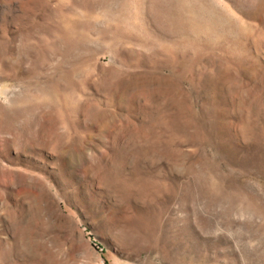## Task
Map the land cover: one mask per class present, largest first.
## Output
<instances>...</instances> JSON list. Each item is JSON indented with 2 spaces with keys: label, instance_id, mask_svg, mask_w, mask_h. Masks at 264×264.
<instances>
[{
  "label": "rangeland",
  "instance_id": "374dc122",
  "mask_svg": "<svg viewBox=\"0 0 264 264\" xmlns=\"http://www.w3.org/2000/svg\"><path fill=\"white\" fill-rule=\"evenodd\" d=\"M0 264H264V0H0Z\"/></svg>",
  "mask_w": 264,
  "mask_h": 264
}]
</instances>
